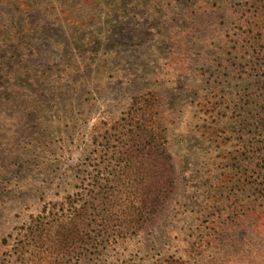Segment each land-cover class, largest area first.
I'll return each instance as SVG.
<instances>
[{"label": "rangeland", "instance_id": "1", "mask_svg": "<svg viewBox=\"0 0 264 264\" xmlns=\"http://www.w3.org/2000/svg\"><path fill=\"white\" fill-rule=\"evenodd\" d=\"M124 1L118 5L106 0L98 10H90L84 0H65L63 5V0L57 1L60 10L66 9L60 14L61 25L40 20L36 12L33 22L40 21L47 33L26 41L25 51L15 52L2 29L18 23L19 16L10 13L7 0H0V60L6 62L0 72V105L1 96L12 98L11 88L16 86L28 90L29 114L34 113L17 126L8 117H15L14 112L2 115L0 110V264L12 248V235L32 214L80 190L74 169L93 149L96 128L118 119L134 94L156 88L164 92L175 120L172 152L177 166L170 197L159 219L99 259L91 256L88 264H264V248L256 244L260 242L253 225L246 214L237 215L240 208L223 202L230 190L217 187L213 179L215 169L209 164L217 143L209 139L211 132L207 137L199 132L201 96L215 87L224 92L222 80L211 77L214 56L205 55L201 46L195 51L189 45L178 46L177 36H186L184 23L162 21L160 14L146 8L132 13L127 3L132 0ZM159 23L164 27H157ZM107 25L114 29L112 42L101 41L98 34ZM10 60H24L22 65L36 67L38 74L8 76L5 72L13 70ZM221 102L222 113L228 112V105L229 112L234 110L231 103ZM239 141L238 129L223 132L219 139L227 147L219 161L227 171L253 160L242 155ZM233 187L239 197H230L235 206L243 204L244 197L256 200L249 194L243 197L245 192L240 195L236 183ZM254 203L264 207V193Z\"/></svg>", "mask_w": 264, "mask_h": 264}, {"label": "trees", "instance_id": "2", "mask_svg": "<svg viewBox=\"0 0 264 264\" xmlns=\"http://www.w3.org/2000/svg\"><path fill=\"white\" fill-rule=\"evenodd\" d=\"M57 1L60 2L7 0L10 13L16 12L15 17L19 16L18 23L2 29V37L13 43V51H25L26 41L34 42L42 33H47L40 21L33 22L36 12L40 20L49 18L61 25L60 14L66 9L60 10ZM84 2L90 3V10L106 4V0ZM64 3L65 0L61 4ZM115 3L121 5L123 0ZM127 3L133 8L132 13L146 8L160 14L158 19L162 21L184 23L186 36H177L178 46L189 45L193 51L201 46L205 55L214 56L209 63L211 77L222 80L224 92L215 87L201 96L198 106H202L203 116L199 118L202 123L199 132L203 137L211 132L209 139L217 143V154L208 164L215 169L213 179L217 187L230 190L223 202L240 208L236 210L237 215L246 214L260 242L256 244L264 248V207L254 203L264 193V0H132ZM163 25L159 23L157 27ZM120 28L116 30L120 32ZM98 34L101 41L115 39L110 25ZM23 61L14 64L10 60L13 70L5 73L15 77L38 74L37 70L33 71L36 67L22 65ZM5 64L0 60V72H4ZM27 91L14 86L10 92H13L12 98L7 99V93L1 96L2 115L10 110L14 112L15 117H8L17 126H23L34 114H29L32 103L26 102ZM223 99L233 105V111L229 112L232 107L226 103L229 110L222 113ZM165 101V94L159 88L136 93L118 119L105 121L96 128L90 144L93 149L85 163L74 169L81 183L80 190L64 196L61 205L45 204L37 214H32L12 235L14 242L5 253L3 264H88L91 256L98 255L96 259H99L113 245H120L160 218L170 197L177 166L172 152L175 120ZM237 129L242 155L253 160L246 162L245 167L227 171L219 162L224 160L227 147L219 139L223 132ZM235 183L240 195L245 192L243 197L249 194L256 200L244 197L243 204L235 206L230 199L239 198L234 192ZM235 243L236 240L232 241ZM262 253L264 250L260 249Z\"/></svg>", "mask_w": 264, "mask_h": 264}]
</instances>
